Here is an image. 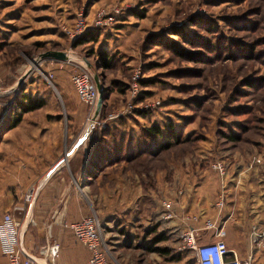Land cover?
<instances>
[{"label":"rangeland","instance_id":"rangeland-1","mask_svg":"<svg viewBox=\"0 0 264 264\" xmlns=\"http://www.w3.org/2000/svg\"><path fill=\"white\" fill-rule=\"evenodd\" d=\"M116 7L117 13L113 10ZM99 8L115 17L102 27H94L91 20ZM79 17L86 22L83 31L100 28L105 35L97 43L73 46L79 35L72 36L71 31ZM197 17L203 24H193L191 18ZM206 24L214 26L213 32L207 31ZM181 25L191 32L189 35L210 41L216 49L189 44L174 33ZM0 31L2 119L7 118L6 111L16 108L21 91L42 96L30 80L44 78L42 83L55 97V108L79 112L71 119L76 120L73 124L84 137L108 124L138 135L141 124L175 121L182 132L180 143L135 154L130 160L107 163L105 159L99 176L83 183L86 191L102 190L100 205L92 212L100 214L98 208L102 209L98 219L111 254L110 264H198L194 252L178 248L180 231L185 226L184 215H202L200 209L208 208V198L213 192L217 197L223 187L212 163L219 159L226 162V180L236 177L235 184H239L255 164L264 162V0H0ZM158 33L174 38L188 52H202L207 57L187 59L153 44L150 36ZM228 39L237 45H232L234 56L229 55ZM98 47L116 53L110 68L94 64ZM218 47L222 50L219 54ZM54 51H65L68 60L51 55ZM81 69L97 76L107 96L105 105L92 117L95 123L85 122L90 108L77 98L70 80L71 73ZM59 70L65 74L70 95L74 94L70 106L62 100L55 83ZM136 70L139 90L150 91L143 94L145 98L132 96L130 91ZM46 72L52 73L49 80ZM150 78L155 82L140 87L141 79ZM125 86H129L127 92L119 91ZM49 95L44 94V107H52ZM137 109L148 114L136 115ZM100 120L104 124H97ZM230 129L237 130L241 138L234 141L222 134ZM109 137L107 140L113 139ZM116 168L122 180L107 177ZM115 188H119L117 196ZM169 212L171 215L164 218ZM154 225L155 232L150 233ZM157 232H163L165 238L155 245L167 246V255L144 246ZM42 247L30 249L39 264H61L60 255L48 259L40 252Z\"/></svg>","mask_w":264,"mask_h":264},{"label":"crops","instance_id":"crops-1","mask_svg":"<svg viewBox=\"0 0 264 264\" xmlns=\"http://www.w3.org/2000/svg\"><path fill=\"white\" fill-rule=\"evenodd\" d=\"M64 76L59 70L55 83L62 100L70 106L74 94L70 95ZM47 87L40 80L34 86L39 95L51 94L48 97L52 107L24 112L17 125L3 128L0 135V220L5 211L13 213L20 222L21 237L30 252L32 246L44 245L48 238H54L60 245L61 264H83L90 252L75 239L72 229L62 226V222L80 220L91 214L98 204L100 187L98 191H90V188L86 191L83 182L99 176L101 162L97 158L89 161L88 135L84 137L78 125H67L66 110L54 107L55 97L53 92L48 93ZM67 109L71 117H78L76 109ZM255 165L242 183L235 184L236 177L232 182L227 180L226 201L221 211L216 205L219 195L216 197L213 192L207 200L208 208L200 209L203 214L199 212L200 220L195 225L203 230L207 218L220 220L227 230L226 241L232 250L229 255L237 253L242 259H247L250 253L251 225L255 222L264 225V162ZM108 174L109 179L122 180L118 168ZM32 184H38L39 190L28 206L24 193ZM115 191L117 196L119 188ZM98 210L100 214L95 213L100 217L102 209ZM263 263L264 250H257L253 264ZM0 264H7L3 254H0Z\"/></svg>","mask_w":264,"mask_h":264},{"label":"built area","instance_id":"built-area-1","mask_svg":"<svg viewBox=\"0 0 264 264\" xmlns=\"http://www.w3.org/2000/svg\"><path fill=\"white\" fill-rule=\"evenodd\" d=\"M113 10L117 13L119 8L116 7ZM114 17L113 12L107 11L105 8H99L95 12L91 22L94 27H102L112 22ZM84 27H86V22H84L83 18L79 17L74 23L71 35H80ZM51 76V72H46L45 78L47 80H49ZM138 79L139 70H136L132 76V82L130 83L132 96L138 94ZM70 80L78 99L87 104L90 108L85 122L95 123V121H92V117L98 98V89L92 74L85 69L77 70L71 73ZM114 115L116 114H110L109 117ZM103 121L104 120H100L96 122L102 125L104 124ZM212 167L223 179V187L216 202L217 207L221 211L226 201L225 181L227 183L226 176L228 167L226 162L221 159L215 160L212 163ZM38 190V184H32L26 189L24 200L27 202L28 206L35 198ZM168 206L169 204L166 205V207ZM170 213L171 212L164 214L163 217L166 218L170 216ZM183 218L185 226L180 231L181 246H178V248L188 249L194 252L195 256H197L198 264H253L255 252L257 250H264V225L258 222L253 223L250 227L248 234L250 253L247 259H242L237 253H233L231 256L229 255L232 250L229 248L226 241L227 230L220 220L207 218L202 226L204 231L199 232V227L194 225L195 222L200 220L198 214H187L184 215ZM62 226L72 229L75 239L85 245L89 250L90 255L83 264L111 263V254L103 237L101 225L95 212L77 221H63ZM19 227L20 222L11 211L7 210L2 214L0 220L1 254L5 256L7 264H39L36 260V256L24 245ZM59 251L60 245L54 238H48L40 250L46 258L51 260L59 256Z\"/></svg>","mask_w":264,"mask_h":264},{"label":"trees","instance_id":"trees-1","mask_svg":"<svg viewBox=\"0 0 264 264\" xmlns=\"http://www.w3.org/2000/svg\"><path fill=\"white\" fill-rule=\"evenodd\" d=\"M141 15V13H138ZM201 17L197 18H191V21H193V24H203ZM208 27V25L206 24ZM210 27H208L209 30L208 32H213L211 31L212 28L214 27L213 25L209 24ZM207 29V28H206ZM0 33H2L0 31ZM7 33V32H6ZM174 33L179 34L182 36V38H186L187 42L189 44H194V43H199L204 46H207L209 48H212L213 50L216 49V47L210 43L205 42L203 39H198L195 38L193 35H189L188 30L184 28V26H178L175 27ZM105 35L103 30L100 28H92V27H87L81 35H79L73 42L72 45L76 46L78 44H84V43H97L101 37ZM150 41L153 42V44H158L160 46H164L165 48H168L170 51H172L174 54L178 56H184L187 59H192L194 57H198L203 59V57H207L203 55L202 52L198 53H192L188 52L185 50L183 46H181L174 38H167L165 37L164 34L158 33L154 34L152 36ZM200 37V36H199ZM1 39V38H0ZM228 44V52L229 55H235L234 50L232 49V45L234 47H237V45L234 43L233 40H227ZM4 44V42L2 43ZM225 48V47H224ZM251 50V49H250ZM225 51V50H223ZM95 50H91V53H94ZM222 52L221 49L218 47V52L219 54ZM114 60H116V53L112 52L111 50H108L104 47H98L96 49L95 53V58H94V64L98 68H103L107 69L110 68L113 65ZM260 78V77H258ZM263 78V76L261 77ZM37 80L39 79H31V83H36ZM42 82L45 80H41ZM249 81V80H248ZM155 80L153 78L150 79H141L140 81V87L141 85H147L154 83ZM250 85H255L254 82H248ZM129 90V86L125 87H120L119 91H124L127 92ZM150 91L149 90H139V97H142L143 94H148ZM107 96L104 94V98L106 99ZM146 96H143L142 98H145ZM141 98V99H142ZM103 99V100H105ZM140 100V99H139ZM15 104L17 105L16 108L10 109L7 112V117L9 116L10 118L8 120L2 119L4 116V112L0 114V135L2 133L3 128H11L15 125H17L21 119H22V114L24 112H28L37 108H41L46 106L47 100L44 96H36V95H31L30 92L26 91H21V97L17 98L15 100ZM105 105V102L103 101L102 107ZM137 114L136 115H143L145 116V110H136ZM147 112V111H146ZM66 118H67V125L70 127L76 124H73L76 120H72L71 116L68 113V109L66 108ZM6 119V118H5ZM6 122V124H4ZM114 126V125H113ZM141 129L138 133V135L133 134L131 132L126 131L125 129L122 128H112L111 124L105 125L103 127L99 126V128H95L93 130L89 131L88 138L86 141L87 144V158L89 161L95 160L97 158L101 163L102 159H106L107 163H115L119 162L121 160H130L133 159V156L136 154L138 155L139 153H143L144 151H153L157 149H164V148H169L173 144L180 143L182 141V132L178 128L177 124L173 119H169L167 121L159 122V121H152L150 123L146 124H141ZM77 131V130H76ZM222 134L226 136L228 139L231 140H239L241 138L240 133L237 130H222ZM107 138H102L106 137ZM108 136H111L109 138L113 139H108ZM106 139V140H105ZM82 151V148L79 149ZM78 150V151H79ZM109 160V161H108ZM101 164H99L98 169H100ZM85 166V164H84ZM156 229V226H151L149 232L154 233ZM164 234L163 232H157L154 235L150 236L147 240L144 242V246L148 250H156L160 254L167 255L169 253V248L167 246H159L155 245L158 241L163 240ZM173 259V256L171 257ZM179 258V257H178Z\"/></svg>","mask_w":264,"mask_h":264},{"label":"water","instance_id":"water-1","mask_svg":"<svg viewBox=\"0 0 264 264\" xmlns=\"http://www.w3.org/2000/svg\"><path fill=\"white\" fill-rule=\"evenodd\" d=\"M50 54L55 56V57H57V58H60V59H67L68 58V55H67V53L65 51H54V52H50ZM93 78L95 80V83H96V86H97V89H98V98H97L95 110H94V113H93V117H95L99 113L100 108L102 106L103 99H104V94H103V90H102V88L100 86V83H99V81L97 79V76L93 75Z\"/></svg>","mask_w":264,"mask_h":264}]
</instances>
